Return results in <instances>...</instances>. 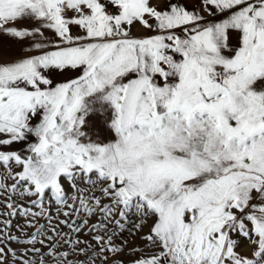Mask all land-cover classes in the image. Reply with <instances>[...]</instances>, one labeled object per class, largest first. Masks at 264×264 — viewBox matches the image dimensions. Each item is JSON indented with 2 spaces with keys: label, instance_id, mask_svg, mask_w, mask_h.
Instances as JSON below:
<instances>
[{
  "label": "snow or ice",
  "instance_id": "snow-or-ice-1",
  "mask_svg": "<svg viewBox=\"0 0 264 264\" xmlns=\"http://www.w3.org/2000/svg\"><path fill=\"white\" fill-rule=\"evenodd\" d=\"M0 264H264V0H0Z\"/></svg>",
  "mask_w": 264,
  "mask_h": 264
}]
</instances>
